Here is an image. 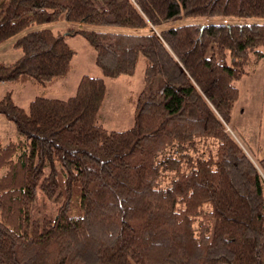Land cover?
Masks as SVG:
<instances>
[{
  "label": "trees",
  "instance_id": "16d2710c",
  "mask_svg": "<svg viewBox=\"0 0 264 264\" xmlns=\"http://www.w3.org/2000/svg\"><path fill=\"white\" fill-rule=\"evenodd\" d=\"M204 16L244 21L172 25ZM252 18L264 0H0V44L22 50L0 86L67 76L76 35L104 75L28 109L0 97L22 136L0 145V264H264V155L228 130L237 82L264 60ZM141 59L134 123L109 130L104 77Z\"/></svg>",
  "mask_w": 264,
  "mask_h": 264
},
{
  "label": "rangeland",
  "instance_id": "374dc122",
  "mask_svg": "<svg viewBox=\"0 0 264 264\" xmlns=\"http://www.w3.org/2000/svg\"><path fill=\"white\" fill-rule=\"evenodd\" d=\"M244 19L234 17H197L183 19L172 25L187 22H228L239 23ZM251 21L260 22L264 19L252 18ZM46 26V25H43ZM41 26H35L39 28ZM68 24L62 20L52 25L58 31H65ZM168 27V26H166ZM107 29H121L106 27ZM147 31V30H146ZM15 39L0 44V62L11 63L22 55V50L15 48ZM69 44L77 51L73 59V66L69 74L53 84L46 86L32 82L15 84L3 82L0 86V97L9 89H13L16 103L26 109L30 102L39 95L49 97L68 98L76 93L83 75L104 76L96 64L95 50L83 35L68 37ZM107 93L104 104L97 115V121L109 130H126L134 123V108L128 100L130 92L139 93L144 84V61L141 59L135 74L121 75L118 78L104 77ZM240 96L233 108L232 120L228 125L230 134L247 150L255 162L264 155V60L256 67L252 74H247L237 82ZM22 136L16 130L15 124L0 114V145L10 140H19Z\"/></svg>",
  "mask_w": 264,
  "mask_h": 264
}]
</instances>
